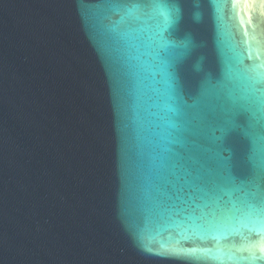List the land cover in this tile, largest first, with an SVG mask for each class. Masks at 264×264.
<instances>
[{"label":"water","instance_id":"95a60500","mask_svg":"<svg viewBox=\"0 0 264 264\" xmlns=\"http://www.w3.org/2000/svg\"><path fill=\"white\" fill-rule=\"evenodd\" d=\"M123 2L0 0V264H264V214L231 182L264 196L251 113L193 119L247 76L264 89V0H168V63ZM185 166L232 204L202 183L193 211Z\"/></svg>","mask_w":264,"mask_h":264},{"label":"snow or ice","instance_id":"6c2138e0","mask_svg":"<svg viewBox=\"0 0 264 264\" xmlns=\"http://www.w3.org/2000/svg\"><path fill=\"white\" fill-rule=\"evenodd\" d=\"M120 7L123 10L124 18L130 23L141 25L144 28V41L157 58H164L168 63L173 56V49L179 47L172 41L167 33L171 25L175 22L180 13V7L175 3H169L168 0H124ZM146 26V27H145ZM260 75L247 76V87L241 92H237L235 88H222L218 90L212 100H205L200 106L199 112L193 117L198 120L201 125L211 120H217L222 114L227 115L224 124V131L231 132L240 127L238 120L249 113L248 127L244 129V135L249 137L258 153L261 156V164L259 177L264 182V89L257 87L260 82ZM186 174L193 176L194 191L190 195L192 204L196 209L203 208L197 203L198 194H201V184L208 185V189L199 195L200 199H208L219 204L223 202L224 207L232 204L231 199L223 201L222 193L226 194V190L220 183V178L203 175L185 166ZM236 192H240L245 196L242 201L243 210L245 212L255 213L256 215L264 214V196L257 199L258 193H261V186L255 182L241 181L236 185L235 179L231 180ZM247 184H252L257 191L252 192ZM176 187V186H173ZM177 192L183 191L176 188ZM179 198V197H178ZM175 208V205L172 206ZM207 208L208 205H203Z\"/></svg>","mask_w":264,"mask_h":264}]
</instances>
